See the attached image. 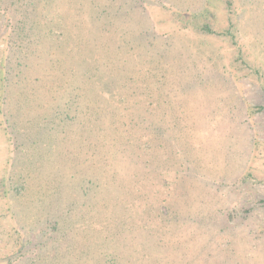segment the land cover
Returning a JSON list of instances; mask_svg holds the SVG:
<instances>
[{"label":"rangeland","instance_id":"obj_1","mask_svg":"<svg viewBox=\"0 0 264 264\" xmlns=\"http://www.w3.org/2000/svg\"><path fill=\"white\" fill-rule=\"evenodd\" d=\"M0 264H264V0H0Z\"/></svg>","mask_w":264,"mask_h":264},{"label":"trees","instance_id":"obj_2","mask_svg":"<svg viewBox=\"0 0 264 264\" xmlns=\"http://www.w3.org/2000/svg\"><path fill=\"white\" fill-rule=\"evenodd\" d=\"M31 26V21H30V23L28 22V26ZM30 28H33L32 26L30 27ZM17 37H19V36H17ZM21 39H23V37H20Z\"/></svg>","mask_w":264,"mask_h":264}]
</instances>
